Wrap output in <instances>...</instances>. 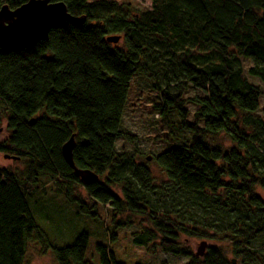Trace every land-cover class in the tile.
Wrapping results in <instances>:
<instances>
[{
	"label": "trees",
	"instance_id": "1",
	"mask_svg": "<svg viewBox=\"0 0 264 264\" xmlns=\"http://www.w3.org/2000/svg\"><path fill=\"white\" fill-rule=\"evenodd\" d=\"M27 1L0 0V8ZM51 1L81 21L54 26L32 47L0 48L9 131L0 153L25 162L20 171L0 167V264H28L29 246L38 242L41 255L53 248L57 264H92L87 232L55 247L37 223L30 197L40 176L78 213L96 218L103 204L115 218L126 211L145 217L132 240L150 253L189 257L187 264H264L256 246L264 243L262 91L246 75L264 81V0H148L142 11L117 0ZM110 36L121 38L112 43ZM244 59L252 62L247 73ZM138 75L154 80L163 113L174 111L179 129L192 135L155 156L167 176L161 183L135 151L117 149L119 139L133 138L121 122ZM181 78L204 93L192 100L193 120L183 94L167 88ZM72 135L76 166L94 171L98 182L85 184L65 160L62 146ZM78 184L92 205L75 193ZM182 234L226 237L236 258L217 246L197 256L181 247ZM96 249L101 264H122L107 246Z\"/></svg>",
	"mask_w": 264,
	"mask_h": 264
},
{
	"label": "rangeland",
	"instance_id": "2",
	"mask_svg": "<svg viewBox=\"0 0 264 264\" xmlns=\"http://www.w3.org/2000/svg\"><path fill=\"white\" fill-rule=\"evenodd\" d=\"M118 2L128 3L135 10H146L150 5L148 0H117ZM242 66L247 73L252 64L249 60H242ZM255 85L262 91L260 98L259 114L264 118V81L258 77L246 74ZM154 80L143 75H138L134 80L129 91L124 115L121 122V129L132 135L131 140L119 139L117 149L119 152H134L139 162L146 163L157 183L167 180L163 169L155 161V156L161 151L175 145H183L191 139V134L178 127L179 117L172 111L163 113L161 107L162 99L159 90L154 87ZM164 88V86H163ZM167 88L171 92L183 94L187 100L186 107L192 114L197 109V105L192 101L194 98L203 97L202 90L193 86L192 83L181 78L176 83H172ZM4 106L0 103V140L9 134L7 120L1 114ZM219 141L229 144L226 136L221 135ZM215 145L217 141L211 140ZM150 156L151 159L146 158ZM0 167H7L14 171L25 169V162L17 159L6 158L0 153ZM30 203L34 210L37 223L47 235L49 242L55 247H62L71 244L76 236L81 232L89 235L88 247L85 259L92 264H101L100 256L97 252V245L102 244L113 252L117 262L122 264H187L189 257H180L174 254L165 253L157 250L150 253L145 246L137 245L132 240V233L139 231L141 223L145 217L133 213L123 212L116 218L114 211L109 205L99 204L98 216L91 217L88 214L78 213V206L68 202L64 195L58 193L53 183L45 176H40L39 181L31 185ZM75 193L89 202L94 203L89 198L85 188L78 184ZM119 194L122 195L119 191ZM129 222L127 227L118 226V222ZM113 236H116L113 240ZM206 241L205 251L210 246L219 247L228 259L236 258L233 254V246L226 237L217 236L211 238H200L182 234L180 245L189 249L193 254L198 250L200 243ZM258 251H264V243L256 244ZM45 255H41L43 250L42 243H31L28 250V264H57L53 248L48 247ZM238 264H242L241 259Z\"/></svg>",
	"mask_w": 264,
	"mask_h": 264
},
{
	"label": "water",
	"instance_id": "3",
	"mask_svg": "<svg viewBox=\"0 0 264 264\" xmlns=\"http://www.w3.org/2000/svg\"><path fill=\"white\" fill-rule=\"evenodd\" d=\"M65 21H81L80 17L71 15L64 2H52L51 0H29L21 6L11 9L8 5L0 8V48H27L48 38L50 30ZM120 36H110L107 41L117 43ZM33 123V122H32ZM75 136L62 146V153L82 182L91 184L98 182L100 177L90 169H82L76 166L73 159ZM10 158L9 155H5ZM207 243H200L197 256L205 254Z\"/></svg>",
	"mask_w": 264,
	"mask_h": 264
}]
</instances>
